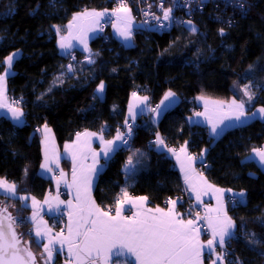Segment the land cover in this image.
<instances>
[{"label": "trees", "instance_id": "obj_1", "mask_svg": "<svg viewBox=\"0 0 264 264\" xmlns=\"http://www.w3.org/2000/svg\"><path fill=\"white\" fill-rule=\"evenodd\" d=\"M241 2L243 9L209 2L186 28L171 32L136 28L128 47L112 35L108 43L99 35L91 41L92 52L98 51L96 61L85 63L84 54L78 53L70 73L57 32L63 33L84 5L88 11L102 10L103 0H0V73L6 58L20 52L8 89L12 99H20L26 117L22 126L0 119V179L16 184L18 195L45 198L53 183L40 174L41 128H51L60 147L78 133L101 132L103 127L110 128V136L127 121L133 93L148 95L156 106L171 91L180 103L156 126L150 116L137 121L132 148L122 149L133 158L135 171L128 175L116 169L102 175L95 192L98 204L114 208L126 191L128 196L147 197L152 206H166L169 197L182 192L180 174L166 149L147 144L159 134L171 149L187 147L197 156L199 169L209 165L205 174L215 186L244 193L243 203L230 209L237 230L229 244L243 264H264V169L249 159L254 149L264 146V120L256 118L218 138L206 127L189 123L199 110L196 98L229 102L239 98L237 84L252 93L250 113L264 108V0ZM190 25L196 30L188 29ZM101 82L106 84L103 99L96 95ZM0 206L14 215L30 212L18 197L0 194ZM31 229L25 223L17 233L38 254L41 247Z\"/></svg>", "mask_w": 264, "mask_h": 264}, {"label": "snow or ice", "instance_id": "obj_2", "mask_svg": "<svg viewBox=\"0 0 264 264\" xmlns=\"http://www.w3.org/2000/svg\"><path fill=\"white\" fill-rule=\"evenodd\" d=\"M239 7L244 8V4L240 3ZM117 12L129 13L130 9L121 2L120 7L116 9ZM172 9L164 10V19L168 20ZM104 14L102 12L88 11L85 9L82 13H78L73 17V23L69 24V28H72L77 20L83 18H90L93 24H98V17H102ZM120 19V17H118ZM127 21L130 23V16H128ZM191 24V21H188ZM191 31H195L193 26ZM120 35L124 37L125 40L131 39L130 29L125 25L123 30L118 29ZM221 35H223L224 30L220 29ZM86 35V34H85ZM80 42L84 44L85 50L87 48V40L84 37H79ZM67 37H61L60 47L66 48L67 45L65 41ZM16 53L9 55L7 60L8 68L11 69L13 64V58ZM89 63H94L93 60H89ZM4 81L5 76L0 75V108L7 107L8 111L12 113V119L14 121H20V117L23 113L11 105H6L2 101L4 99ZM104 91V83L101 82L97 88V92L102 93ZM244 94L248 96L249 100L252 99V93L249 91L248 87L244 88ZM175 93L169 91L164 99L167 100L173 97ZM133 97H136V93H133ZM147 100V97L143 98ZM200 99H204L200 97ZM14 103V102H13ZM213 104H222L223 102L213 101ZM232 105L235 106L234 114L235 119L240 120V117L244 115V102L241 101L237 103L235 100L232 101ZM230 105V109L232 108ZM209 101H205V113H196L197 116L205 115V118L212 125V132H217V123L213 122L212 116L208 113ZM259 112L264 114V108H260ZM255 115V114H253ZM131 126L129 125V128ZM46 132L50 129L45 125ZM95 133H78L77 142L81 140V136L89 137L94 136ZM47 135L45 136V141L47 142ZM101 142L106 145L104 152L105 155L111 151V145L114 141H104L103 137H100ZM117 140L121 139V134L118 132L116 136ZM126 142V141H125ZM157 142L163 143V140L157 136ZM84 146L90 148V141H84L81 146V150ZM74 145H65V151L69 152L73 159V174H72V185L69 187H76V205L74 213L70 214V223L68 229V235L66 237L58 233L57 237L61 245L67 243L69 246L70 254L76 257L78 264H98V261L102 264H109L110 261L113 264H202V254L205 247L208 248L209 252L216 251V245L221 249L224 248L226 244V237L232 239L235 235L234 229L236 228L235 222L231 217L223 212L222 201L217 197L218 205L216 209L206 208L204 216H201L199 212H196L195 219H185L182 218L181 213L177 211L176 200H169L168 203L171 205L167 210L164 208H146L144 206V201L147 197L129 198L128 193L124 191L123 196L127 198L128 202L132 204L136 211L130 216L123 215L122 204L124 199H118L116 202V210L114 214L110 211L103 210L91 197V177L87 174L84 167H81V171L78 175L75 164L77 159V152L72 151ZM173 154L177 155L179 160V155L174 149H169ZM181 152L185 149L182 147ZM255 155L259 158L261 164H264V149H254ZM86 158V157H85ZM189 160L192 157H188ZM93 160L95 162V154H93ZM48 157L45 156V164L42 167L46 170L51 171L47 168ZM128 164H132L131 158H129ZM58 165V161H57ZM181 171L184 172L185 182L189 184L192 191L197 194V201L200 200V189L196 184H193V177L189 174L191 165L189 164L185 168L184 164L181 163ZM63 172L60 174V178H63ZM199 180L206 185L207 189H213L214 186L209 184L204 180L203 176L199 177ZM59 183V180H58ZM65 183H67L65 181ZM0 187L4 188L5 191L13 192L15 191V185L9 184L5 180L0 179ZM215 192H221V189H214ZM240 197L244 196L241 192L238 194ZM36 203L35 201H33ZM243 203V201H239ZM62 203V202H61ZM234 203H236L234 201ZM71 206L72 202L68 201ZM215 212L216 215H212ZM187 215H191V210ZM11 221V217L7 218ZM200 220L207 222L208 228L211 229L212 238L207 240V244H203L200 240L201 231L197 226ZM8 231L4 229V225L0 222V264H26L23 257L20 255L21 249L17 247L19 244V239L17 234L13 231V224L10 222L7 226ZM36 235L40 236L41 232L39 227L37 228ZM218 237V240H217ZM250 243H260L259 241H249ZM49 243H52L50 240ZM48 253L49 258L52 256L53 249L44 246ZM73 249L75 251H73ZM27 252L29 259H33V254L30 250L24 249ZM264 255V254H262ZM129 257H133L134 261H130ZM216 260L221 261L223 264V254H218ZM212 264H216L213 261ZM229 264H235V262H229Z\"/></svg>", "mask_w": 264, "mask_h": 264}, {"label": "crops", "instance_id": "obj_3", "mask_svg": "<svg viewBox=\"0 0 264 264\" xmlns=\"http://www.w3.org/2000/svg\"><path fill=\"white\" fill-rule=\"evenodd\" d=\"M77 14L78 13L74 14V16H76ZM115 14H116V18L114 24L111 27V35L114 39L118 40L121 44L125 46V44L121 39L122 37L120 35V32L118 31L120 27L117 24L121 22L125 24H129L133 28V32H135L136 24L132 19V11L130 9V12L127 14L122 11L120 12L115 11ZM128 16H130V23L126 19ZM118 17H120V19H118ZM96 19L99 20L98 24H93V21L90 18H83L77 20L74 23L73 27L69 28L68 27L69 24L73 23V18H72V20L68 23L63 33H60L59 31L57 32L58 48L62 56H68L71 53H77V54L81 53L84 55H88L92 52L91 41L100 35V28H101V23L103 21V16L98 17ZM62 36L67 37V40L65 41L67 47L63 49L60 47V39ZM79 37L86 38L88 50H85L84 44L80 42ZM88 43L90 47L88 46ZM13 74H14L13 67L11 69H6L5 67L4 72L0 73V75L5 76V81H4L5 87L3 93L4 99L2 102L6 105H11L13 108L19 109L23 113V115L20 117V121H14L12 119V113L8 111V108L2 107L0 108V119L4 117L9 119L14 125L22 126L26 122L25 112L22 110L20 106L16 107L11 104L10 95H9L8 78ZM236 92L238 93L239 98H233L229 102H223L222 104L211 103L217 100H212L208 98L200 99V97L196 98V105L199 110H197L194 113L193 117L189 119V123L191 125H200L206 127L211 137L218 138L225 131L238 126H242L256 119L255 115H253L255 114L256 110L253 111L252 113L248 111L250 106V100L248 96L244 94V87L239 86L238 89H236ZM96 93L98 94L97 97L99 99H103L106 93V84L104 83V91L102 93L97 92V90ZM144 97H147V100H144L143 99ZM164 97L161 100V102L158 105H156L153 111L151 112L149 109L150 98L148 95L136 94L135 98L132 96L127 110V121H131L136 125L137 121L141 119L143 116H150V120L152 124L154 126L158 125V123L165 115V113L175 108L181 101L180 97L176 94L167 100H165ZM206 100L209 101L210 112L208 114L212 116L213 122L217 123L216 133L212 132V125L205 118V115H200V116L196 115V113L198 112L205 113ZM233 100H235L237 103H240L241 101L244 102V115L240 117V120L235 119V114H234L235 106L232 105ZM230 105H232L231 109L229 107ZM47 128L50 129L49 132H46L45 127L41 128L40 130L43 137L42 163L40 166V174L54 183L52 191L48 192L45 198L41 200L31 195H18L16 184L5 180L7 183L15 185V191L14 193L8 192L5 191L4 188L0 187V194L7 197L20 198L23 207L29 209L32 237L36 241V243L41 247V251L37 254L39 264H78L76 257L70 254L68 244L64 243L63 245H61L59 242V238L57 237L58 233L62 234V236L64 237L68 235L70 214L74 213L75 205L77 203L76 187L68 186V185H72L73 183L72 174H73L74 165H73L72 156L69 154V152L65 151V145H74L72 151L77 152V159L75 164L77 173L79 175L81 171V167L83 166L84 169L87 171V174L91 177V197L98 206L100 205L98 204L95 198V192H96L97 183L101 178V176L107 174L109 171L116 169H119L125 174L130 175L135 171V162L132 158L131 159L132 164L129 165L128 164L129 157L123 155L122 146H121V139H122L121 132H119L121 134V139L117 140L116 136L118 132L109 136L101 132L85 131L88 133H95L96 135L89 137L81 136V140L78 143L77 134H76V136L72 141L66 143L63 147H60L53 130L49 127ZM85 132H81L80 134ZM46 135L48 137L47 142L45 141ZM101 136L103 137L104 141H109V140L114 141V143L111 145L112 150L109 151L107 155H105L104 152L106 145L101 142L100 139ZM86 140L90 141V148L84 146L81 150V146L84 144V141ZM183 148L185 149L184 152L180 151L181 148L178 150L174 149L176 153L179 155V160L177 159V155L173 154L172 151L168 153L166 150V152L168 156L171 158V160L174 162L175 169L180 174L184 189H186L187 192L190 194V196L197 202V204L203 208V216L205 214L206 208L216 209L217 207H219L217 201V197H219L220 200L222 201L223 212H226L227 215L232 218L230 214L228 199L231 195H238V194L230 190L217 187L213 183H211L210 180L207 178L205 172H202L201 169H199L198 158L194 157V155L189 151L187 147H183ZM260 149H264V146ZM46 154L48 157L47 168L51 169V171H48L46 170V168L42 167V165L45 164ZM93 154H95V162L93 160ZM189 156L192 157L191 160L188 159ZM249 159L254 160L255 162L258 163V165L261 168L264 169V164L260 163L259 158L255 155V153H252ZM57 161H58V165H57ZM64 162H66L65 167H64ZM181 163L184 164L185 168H187L188 165L190 164L191 169L194 170V171H190L189 174L193 177V181H192L193 184H196L197 187L200 189L199 201H197L196 192L192 191V189L189 187V184L185 182L184 172L181 171ZM61 172H63L64 174L62 179L60 178ZM55 175L57 176L56 179H55ZM201 175L203 176L204 180H206L209 184L214 186L213 189H207L206 185H204L203 182L199 180V177ZM65 181L67 183H65ZM58 188L65 189L68 192L67 196H62L58 192L59 191ZM214 189H221L222 191L215 192ZM128 197L135 199L142 196H128ZM121 199H124V203L122 204V208L124 210L122 213L123 215L128 216L136 211V208H134L132 204L128 202L127 198L122 197ZM241 199L243 200V198ZM33 201H35L36 203H34ZM68 201L72 202L71 206L68 204ZM144 206L146 208L160 207V208H164L165 210L171 207V205L168 203L166 206H152L148 198L146 201H144ZM176 208L177 211L181 213L182 218L192 219L189 216H186L185 212L179 207L178 204L176 205ZM102 209L106 210L104 208ZM62 210H67L69 213L66 229L64 233L59 232L55 227H53L50 224L48 220L49 217L59 213ZM114 210H116V206L114 207ZM212 215H216V213L213 212ZM38 227L41 232L40 236L36 235V231ZM236 230H237V225L236 228L233 230L234 233H236ZM208 239L209 238L205 237L201 233L200 240L203 244L206 245ZM225 239H226V243L230 241L229 238L227 237ZM50 240L52 241V243H49ZM45 245L53 249L51 258H49L48 253L45 250L44 247ZM73 251L75 250L73 249ZM218 254H222V253L218 250L217 245L215 252H209L208 248L205 247L203 249V254L201 257L202 264H212L213 261H216V264H221V261L216 260ZM129 260L134 261V258L129 257ZM98 264H102V262L98 261ZM109 264H113V262L110 261ZM223 264H228L224 256H223Z\"/></svg>", "mask_w": 264, "mask_h": 264}, {"label": "built area", "instance_id": "obj_4", "mask_svg": "<svg viewBox=\"0 0 264 264\" xmlns=\"http://www.w3.org/2000/svg\"><path fill=\"white\" fill-rule=\"evenodd\" d=\"M242 0H103V4L106 5L102 10L95 9V11L102 12L103 21L101 23L100 28V36L103 37L104 42L108 43L111 39V27L115 22L116 14L115 11L120 7L121 2H123L127 8L132 11V19L136 24V28L141 32H150L155 31L158 33H166L171 32L174 29H183L186 28L191 21L194 20L195 14L204 12L207 4L209 2L218 3L221 2L224 6L227 5H236L239 6ZM172 9L170 14V18L168 20L164 19V10ZM85 9L89 10L88 6H82L79 8V12H83ZM98 51H93L88 55H84L83 61L88 64L89 60L96 61V56ZM70 65L73 67V64L78 62V54L71 53L68 55ZM150 89L148 86L146 90ZM138 94V92H135ZM14 104H20V99H13ZM154 105L150 100L149 109L152 112L154 109ZM120 132L122 133L121 146L124 150H130L133 146L132 138L136 131V125L131 121H126L124 123H119ZM129 125L131 126L129 128ZM110 132V128L103 127L101 133L107 134ZM157 136L161 138L159 134L151 137L148 140V145L150 147H163L169 153L171 149L167 143L163 140V143L157 142ZM126 141V142H125ZM197 158V156H194ZM209 168V165L205 164L202 172H205ZM57 176L55 175V179ZM126 180V177H125ZM53 183V182H52ZM54 185V183H53ZM57 187V186H56ZM59 189V193L62 196H67V191L65 189ZM169 200H176L178 205L183 206L184 212L186 216H189L192 219H195L196 212H199L201 216H203V208L197 204V202L190 196L186 189L183 188L180 194L169 197L167 199V203ZM234 201L236 203H234ZM241 198L238 195H231L228 199V204L230 209L237 208L241 203ZM169 204V203H168ZM191 210V215H187ZM106 211H110L111 214L115 213L114 208H108ZM68 211L62 210L59 213L49 217L50 224L55 227L59 232L64 233L66 229L67 219H68ZM15 222L17 227H22L25 223H30V215H14ZM130 216V215H128ZM200 228L201 233L211 239L212 233L211 229L208 228L207 222L204 220H200L197 225ZM234 238V237H233ZM218 250L223 254L227 263L235 262V264H243L242 260L236 254V248L234 246H230L229 242L225 244L224 248L221 249L217 245Z\"/></svg>", "mask_w": 264, "mask_h": 264}, {"label": "water", "instance_id": "obj_5", "mask_svg": "<svg viewBox=\"0 0 264 264\" xmlns=\"http://www.w3.org/2000/svg\"><path fill=\"white\" fill-rule=\"evenodd\" d=\"M68 69L70 73H73L72 66H68ZM8 217L12 218L11 221L7 219ZM0 222L3 223L6 232L8 231V224L10 222L13 224V231H15V233L17 234V238L19 239V244L17 245V247L21 249L20 255L23 257L24 262H26V264H39L37 254L27 244L24 243V240L22 238L19 237L17 233L15 216L13 212L10 211L6 206H0ZM24 249H28L31 251V253L33 254V259L28 258L27 252L24 251Z\"/></svg>", "mask_w": 264, "mask_h": 264}, {"label": "rangeland", "instance_id": "obj_6", "mask_svg": "<svg viewBox=\"0 0 264 264\" xmlns=\"http://www.w3.org/2000/svg\"><path fill=\"white\" fill-rule=\"evenodd\" d=\"M119 27H120V30H123L124 28H125V23H123V22H121V23H119V24H117ZM127 27L130 29V32H131V39H129V40H125L124 39V37L123 36H121L122 38V41H123V43L125 44V46H131L132 44H133V42H134V39H133V34H134V32H133V28L129 25V24H127ZM193 26L192 25H190L189 27H188V29H191ZM88 46H89V43H88ZM90 47V46H89ZM20 55H21V53L20 52H17L16 53V55L14 56V58H13V63H14V61L18 58V57H20ZM12 67H13V64H12ZM11 67V68H12ZM6 69H9L8 68V65H7V61H6ZM239 84H237L236 85V89H238V86ZM96 95H98L97 93H96ZM98 98V97H97ZM10 100H11V104L13 105V106H18V105H16V104H14L13 103V99L10 97ZM259 109L260 108H258V109H256V112H255V117L256 118H258V119H262V120H264V114H261L260 112H259ZM253 153H255V151L253 152ZM68 193V192H67ZM242 200V199H241ZM244 235H246V233H243Z\"/></svg>", "mask_w": 264, "mask_h": 264}]
</instances>
